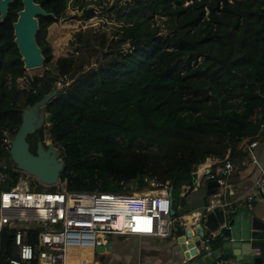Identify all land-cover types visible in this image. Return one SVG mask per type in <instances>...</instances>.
<instances>
[{"label": "trees", "instance_id": "obj_1", "mask_svg": "<svg viewBox=\"0 0 264 264\" xmlns=\"http://www.w3.org/2000/svg\"><path fill=\"white\" fill-rule=\"evenodd\" d=\"M34 1L52 14L38 16L41 75L27 73L13 42L21 0L0 23V172L12 174L3 133L13 135L22 109L62 75L68 84L45 111L70 191L124 190L114 183L121 180L142 190L147 178L180 192L207 158L248 159L249 144L264 136V0H135L131 23L111 35L91 26L76 31L72 52L54 61L47 29L67 0ZM155 15L165 18V33ZM29 137L34 152L37 140ZM2 236L4 256L15 257L11 232Z\"/></svg>", "mask_w": 264, "mask_h": 264}, {"label": "built area", "instance_id": "obj_2", "mask_svg": "<svg viewBox=\"0 0 264 264\" xmlns=\"http://www.w3.org/2000/svg\"><path fill=\"white\" fill-rule=\"evenodd\" d=\"M66 84L68 80L65 75L60 76L56 83L62 87ZM3 135V143L9 153L12 135L7 131ZM256 145V141L249 144L248 159L241 161L243 165L247 162L257 163L252 152ZM219 161L216 167L211 169L210 165L208 173L204 172L201 176L196 168L192 172V185L181 187L178 195L185 197L188 191L193 192L201 185L202 179L216 180L219 184L216 191L208 196L207 203L185 214L176 211L182 205L173 206L171 186L147 178H144L145 184L155 187L148 188V191L137 190V183L126 188L128 185L122 180L114 182L124 189L117 192L70 191L65 179L60 177L53 187L34 178L31 183H37L30 187L24 182L23 185L0 189V264H95V255L99 253L96 246L106 245L111 235H116L118 242L121 241L120 236L167 239L178 237V226L182 228L183 243L187 245L190 240L185 230L194 232L196 224H202L209 211L224 205V188L230 186L226 184L225 178L233 170V165L227 157ZM6 176L5 172H0V184ZM37 188L42 191H37ZM253 197H259L264 202V171L255 180L253 190L247 196L248 199ZM184 206H188L187 201ZM171 210H174V215H171ZM35 229L37 240L30 243L29 234ZM7 231L11 232L15 257L2 256L1 235ZM216 234L217 231L199 236L198 251L203 249L204 253L210 255L208 244ZM98 235L106 236L105 244L98 240Z\"/></svg>", "mask_w": 264, "mask_h": 264}, {"label": "water", "instance_id": "obj_3", "mask_svg": "<svg viewBox=\"0 0 264 264\" xmlns=\"http://www.w3.org/2000/svg\"><path fill=\"white\" fill-rule=\"evenodd\" d=\"M13 2L14 0H0V23L6 19L9 5ZM21 3L22 8L17 11L16 19L12 22L13 42L26 71L41 69L44 56L36 42V33L39 30L38 16L52 14L46 12L34 0H21ZM58 91L59 89L53 86L31 106L22 109L20 127L10 140L9 155L15 167L46 185H53L60 177L64 166L61 151L52 142L37 139L35 150L32 152L27 139L38 130H42L44 137L49 138L51 113L45 111V106ZM218 186L216 180L202 179L200 187L206 189L207 195L204 203H207L208 196L213 194ZM223 201V206L215 207L206 214L202 224H196L194 232L191 229L185 230V235L190 240L187 245L183 243L182 228L177 227L178 243L186 259L192 258L191 264H217L226 262L233 256L234 260L240 263H264V220L255 213L258 207L257 199H248L240 192L231 193L230 187L226 186ZM170 213L174 215V210ZM206 229L210 232L217 231L214 237L216 239L208 244L210 255L204 253L203 249L198 251L199 236L207 235ZM127 246L124 241L118 242L116 235H111L106 245H97L96 250L99 253L122 252Z\"/></svg>", "mask_w": 264, "mask_h": 264}, {"label": "rangeland", "instance_id": "obj_4", "mask_svg": "<svg viewBox=\"0 0 264 264\" xmlns=\"http://www.w3.org/2000/svg\"><path fill=\"white\" fill-rule=\"evenodd\" d=\"M135 5V0H67V7L65 12L62 16L57 20V22L51 24L47 29L46 40L50 44L52 49V61L57 59L58 57H62L67 55L68 53L72 52L73 47L69 44L70 39L74 32L82 31L87 27H94L99 30L105 31L108 35H111L116 31V29L129 24L133 20V15L131 14V7ZM156 24L161 26V33H165L167 30V25L164 23L165 18L159 17L155 15L154 17ZM118 42L122 45L125 50H129V42L127 40H122L120 36H117ZM41 69H35L27 71L30 73H38V75L42 74ZM52 72L56 74L55 70L52 69ZM59 80V79H58ZM19 86L23 84L24 79L18 78ZM58 89L62 86H55ZM41 132L38 130L35 134L31 135L30 142L35 143L37 139H40ZM42 141L47 143L51 142L49 138H45L44 134L41 138ZM62 157V156H61ZM7 164L9 168H11L12 174L10 175L7 171V176L5 180L0 184V189H9L12 186L17 184L23 185L24 182L27 186H33L36 181L31 183L33 179L32 176L28 175L27 173L17 169L13 161H9L8 157H6ZM11 160V159H10ZM13 167H12V166ZM54 183L52 187L55 185ZM51 186V185H50ZM148 188H155L151 187L149 184L145 190H149ZM122 190L121 188L114 189L109 192H117ZM37 191H42L41 189L37 188ZM146 191V192H147ZM179 192L175 191L173 193V206L176 208L177 205H182L183 207L177 208L176 211L178 214H185L189 213L191 209H193L194 205L198 203L204 202V198L206 197V190L204 187H198L195 191L189 192L184 196L178 195ZM188 200L189 205L187 207L184 206L186 201ZM210 231L207 229L205 230V234H209ZM106 236L105 235H98V240H101L103 244H105ZM133 240V246L126 248V254H119L115 252L109 253H96L95 255V264H106L114 254H118L124 258V262L127 259L130 251L133 253H137V249L139 247V241L141 238L139 236H120V240L122 239H131ZM214 238L213 240H215ZM136 255L133 258V264H136ZM230 262L226 260V263ZM111 264V263H110Z\"/></svg>", "mask_w": 264, "mask_h": 264}, {"label": "crops", "instance_id": "obj_5", "mask_svg": "<svg viewBox=\"0 0 264 264\" xmlns=\"http://www.w3.org/2000/svg\"><path fill=\"white\" fill-rule=\"evenodd\" d=\"M255 141L257 142V145L252 148V152L257 159V163L247 162L245 165H243L241 160L231 161L233 170L225 178L226 184L230 185L229 187L231 193L240 192L244 196H248L253 190L255 180L259 177L261 172L264 171V136ZM219 160L220 159L218 158H207L202 164L197 165L198 175L201 176L204 172L208 171V167L210 165L211 169L216 167L218 162H220ZM256 199L258 207L255 213L264 220V202L259 197ZM203 204L204 202L194 205L191 211ZM121 241L127 243V248L133 246L132 238ZM117 253L126 254V249ZM135 255L136 264H191V260L188 261V259H186L184 252L178 243V237H171L167 239L149 237L141 238L136 254L133 253V251H130L125 262V257L114 254L111 258H109V261L111 262H107L106 264H133V258ZM2 256H4V254H2ZM228 260L230 262L226 264L240 263L235 261L233 256H231Z\"/></svg>", "mask_w": 264, "mask_h": 264}, {"label": "clouds", "instance_id": "obj_6", "mask_svg": "<svg viewBox=\"0 0 264 264\" xmlns=\"http://www.w3.org/2000/svg\"><path fill=\"white\" fill-rule=\"evenodd\" d=\"M263 127H264V126H263ZM263 127H262V128H263ZM191 259H192V258H191ZM191 259H190V260H191Z\"/></svg>", "mask_w": 264, "mask_h": 264}]
</instances>
